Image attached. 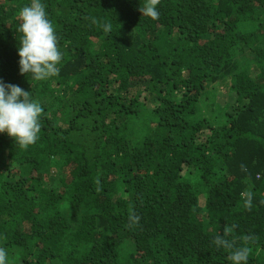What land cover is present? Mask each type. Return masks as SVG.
<instances>
[{
  "label": "trees",
  "instance_id": "16d2710c",
  "mask_svg": "<svg viewBox=\"0 0 264 264\" xmlns=\"http://www.w3.org/2000/svg\"><path fill=\"white\" fill-rule=\"evenodd\" d=\"M30 2L0 0V81L44 109L28 148L0 133L8 264H264V0H43L46 81L19 70Z\"/></svg>",
  "mask_w": 264,
  "mask_h": 264
},
{
  "label": "clouds",
  "instance_id": "9594fccd",
  "mask_svg": "<svg viewBox=\"0 0 264 264\" xmlns=\"http://www.w3.org/2000/svg\"><path fill=\"white\" fill-rule=\"evenodd\" d=\"M159 3L160 0H144L139 11L142 16L157 20L160 16ZM18 18L20 37L17 51L21 75L28 77L30 74L34 81H46L57 76L63 54L43 0H31L20 9ZM102 28L105 33H110L112 24L105 23ZM29 93L17 85L0 81V133H6L13 138L15 145L25 149L39 139L44 111L42 104L33 100ZM241 170L246 171V167L242 165ZM241 196L245 206L251 208L253 193L247 191ZM138 219L130 218L133 223ZM214 243L217 248H233V244L222 235H217ZM249 253V247H238L230 252L228 260L230 264H248ZM0 264H8V252L4 247H0Z\"/></svg>",
  "mask_w": 264,
  "mask_h": 264
}]
</instances>
